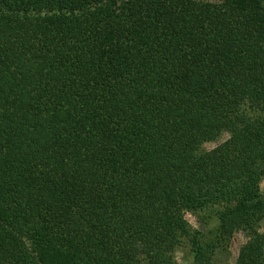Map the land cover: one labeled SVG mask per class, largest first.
I'll return each instance as SVG.
<instances>
[{
  "label": "trees",
  "instance_id": "obj_1",
  "mask_svg": "<svg viewBox=\"0 0 264 264\" xmlns=\"http://www.w3.org/2000/svg\"><path fill=\"white\" fill-rule=\"evenodd\" d=\"M261 181L264 0H0V264H264Z\"/></svg>",
  "mask_w": 264,
  "mask_h": 264
},
{
  "label": "rangeland",
  "instance_id": "obj_2",
  "mask_svg": "<svg viewBox=\"0 0 264 264\" xmlns=\"http://www.w3.org/2000/svg\"><path fill=\"white\" fill-rule=\"evenodd\" d=\"M122 1V0H118ZM203 2H224L227 0H199ZM201 141V139H200ZM230 137L228 133H222L220 137L213 141H201L198 144V149L210 150L215 146L222 143H229ZM260 190L264 192V181L260 183ZM204 216V217H202ZM202 216L193 215L192 213H186L185 217L190 225L201 231L207 236L212 237L211 231H214L218 222L215 219L214 215L211 212H206ZM259 231H262L264 228V221L260 223ZM209 234V235H208ZM208 238V237H206ZM248 241V237L243 231H236L233 233L232 238L230 239L229 244L221 250H217L214 253V261L216 264H235L238 257L240 248ZM175 261L177 264H195V259L193 257V252L191 251L187 242H184L179 246L174 252Z\"/></svg>",
  "mask_w": 264,
  "mask_h": 264
}]
</instances>
